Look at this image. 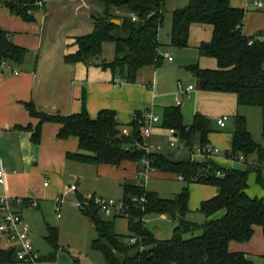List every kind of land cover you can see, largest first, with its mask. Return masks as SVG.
Segmentation results:
<instances>
[{"label":"trees","instance_id":"16d2710c","mask_svg":"<svg viewBox=\"0 0 264 264\" xmlns=\"http://www.w3.org/2000/svg\"><path fill=\"white\" fill-rule=\"evenodd\" d=\"M43 0H0L12 13L26 20L34 18L33 12ZM102 9L93 13V30L76 37L77 50L65 56L69 63L84 62L110 69L116 82L136 83L141 71L163 63L158 33L168 10L166 0H99ZM137 16L132 19V14ZM120 19V24L112 22ZM245 10L234 7L230 0H190L187 5L172 12V30L169 45L179 48L189 46L191 24L208 23L214 27L210 41L197 48L201 56L217 59V67L203 68L198 63L188 64L186 69L195 77L200 90L233 92L239 106H259L263 109L264 136V40L247 36L242 25ZM9 31L0 27V68L3 61L20 64L28 49L14 43ZM115 47L112 60L103 58L104 44ZM30 114L40 119L34 137L39 139L41 124L46 121L61 124L60 138L76 136L79 148L69 151V158L96 164L120 165L134 161L142 168V160L148 157L153 167L162 172L183 175L188 185L175 197H162L158 192L147 190L144 183L134 180L123 182L124 212L119 215L128 219V235L115 230V220L102 217L94 204L81 209L98 232L92 246L102 251L106 264H255L249 254L231 250L232 242L245 243L252 239L256 227L264 235V197L249 194V174L257 172V180L264 186V147L252 136L247 118L235 114L232 146L226 155L238 156L248 163L247 169L227 168L213 158H193L197 148L207 149L209 134L214 131L210 117L197 112L191 124H186L180 105L164 109L162 126L175 129V136L186 150V155L175 157L164 151H147L140 146L144 142L142 127L144 113L138 111L129 124L130 132L124 133L114 110L103 109L92 118L84 109L70 115L48 114L39 110L34 101L26 102ZM257 154V161L249 162L250 154ZM221 170L223 175H217ZM205 183L218 188V194L201 202L198 211L205 215L202 223L187 219L190 197L189 184ZM145 197L146 201L139 199ZM26 203H30L28 199ZM150 214H166L177 220L174 234L160 239L146 225ZM48 225L46 236L52 247L43 260L54 261L59 244L58 226ZM201 231V233H197ZM190 234L189 237H186ZM136 237L134 243L130 238ZM0 238V264L22 263L17 248L2 245Z\"/></svg>","mask_w":264,"mask_h":264},{"label":"crops","instance_id":"0c3cea01","mask_svg":"<svg viewBox=\"0 0 264 264\" xmlns=\"http://www.w3.org/2000/svg\"><path fill=\"white\" fill-rule=\"evenodd\" d=\"M167 2L168 0L165 6L168 12L178 8L169 9ZM230 3L245 10L243 32L247 36L264 40V5L258 6L256 0H230ZM101 9L99 0H43L34 10V18L26 20L0 4V27L9 31L14 43L28 49L22 63L0 68V166L4 167L6 172L5 183H0V195L7 193L22 199L15 207L28 225L26 217L30 216L29 211L32 208L43 209L50 206L56 209V197L64 192L68 184L77 183L78 190L66 196L67 200L60 204V210L68 199L96 195L99 188L95 187L94 181L105 177L119 184L126 180L138 182V178L144 174L141 175V168L134 161L112 165L69 158V151L78 150L79 139L76 136L60 138L58 135L61 124L58 122H43L39 139L35 138L34 130L40 119L30 114L26 102L34 101L39 110L54 115H70L85 109L90 117L95 118L103 109L114 110L126 134L130 132L129 124L138 111L153 112L159 115L160 121L153 126L151 141L156 146L155 151L164 152V139L169 137L168 129L162 126L165 107L181 106L186 97L189 98L187 107L182 110L183 118L188 119L184 121L186 124L193 122L197 112L213 117L216 124L218 118L228 115V122L233 115L241 113L240 110L244 107L238 105L236 93L198 89L195 77L186 69V66L192 63H198L203 68L217 67L216 58L201 56L197 48L202 42L212 39V24H191L187 48L169 45L171 32L167 40H162V24L158 37L163 41L160 50L164 55L163 63L157 67L144 68L136 83L116 82L110 69H103L95 64L66 62L65 56L78 48L76 37L93 30L92 15ZM70 15H74V20L69 25V29L74 30L73 34L59 33V29L63 28L62 24L71 19ZM169 52L174 53V56ZM114 55V44L105 43L102 57L112 60ZM14 69L17 72H14ZM179 80L182 83L185 81L184 88L189 85H194V88L178 93ZM216 107H220V110H214ZM226 126L227 123L224 127ZM232 138L231 130L213 131L209 134L210 144L224 150L223 156L216 155L213 159L227 168L232 164V159L226 155V150L232 146ZM183 155L186 153L179 157ZM193 158L201 160L196 152ZM145 175L147 178L161 175L166 179L178 176L180 181H185L179 175L162 172L154 167L145 172ZM46 182L48 183L45 184ZM189 188V213L198 211L202 201L218 194V188L212 184L193 182L189 184ZM26 199L30 203H26ZM32 201H37L38 205H32ZM160 215L163 218L168 217L166 214ZM84 217L87 218L85 215ZM87 220L89 221L88 218ZM147 227L155 234L152 228ZM33 244L39 251L41 243L36 241ZM234 244L236 243H231L235 250L250 253L247 251L248 242ZM56 259L45 261L48 264H58Z\"/></svg>","mask_w":264,"mask_h":264},{"label":"rangeland","instance_id":"374dc122","mask_svg":"<svg viewBox=\"0 0 264 264\" xmlns=\"http://www.w3.org/2000/svg\"><path fill=\"white\" fill-rule=\"evenodd\" d=\"M188 4V0H168L166 5L168 8H181ZM174 11V10H173ZM172 9L166 13L164 18L161 38L162 40H167L168 34L171 32L172 26ZM65 23L62 24L63 28L59 29V33L65 34L66 32H71L73 34L74 30L69 29V25L74 20V15H70ZM69 22V23H68ZM50 38V37H49ZM163 42V41H162ZM50 42L48 41L47 44ZM51 47V45H49ZM55 48V47H53ZM170 53V52H169ZM167 54V53H165ZM174 56V53H170ZM183 59V58H182ZM177 60V59H176ZM181 58L178 60L180 61ZM194 61V60H193ZM18 66V65H17ZM185 82V81H184ZM183 82V83H184ZM186 84V83H184ZM182 89L179 87L178 93H181ZM189 98L186 97L185 101L181 105L182 110L187 107V101ZM186 104V105H185ZM214 110L219 111L220 107H216ZM183 112V111H182ZM240 112L246 116L247 125L252 133L253 138L264 147V136H263V109L259 106H244ZM235 116L233 115L230 120L227 122V126L222 128L216 124L215 119L212 117L213 129L215 132L222 130H231L235 128ZM188 119L184 117V121ZM190 122V121H189ZM179 147L170 146V138L166 137L165 142V152L166 153H175V157H179L183 153H187L184 150L183 146L176 139ZM155 151V149L153 150ZM218 155L223 156L224 150L218 153ZM257 154L249 155V162L255 160L257 161ZM256 163V162H254ZM248 163L244 159H239L238 156L235 159H232V164L230 168H240L247 169ZM95 169V168H94ZM257 172L252 171L249 174V194L252 196L264 197V186L257 180ZM262 176L264 179V168L262 169ZM93 181V180H92ZM91 181V182H92ZM112 181V179L101 178L98 181H94L97 189L96 195H101L108 198H114L117 203L123 201L124 189L122 183H117ZM147 190L158 192L162 197L172 198L175 197L177 193L181 192L184 187L188 185L187 181H180L178 176L174 178L168 177L167 179L161 175L154 176L152 178H147L145 173L143 177L138 178V183H144ZM92 184V185H93ZM72 198V197H71ZM73 199V198H72ZM68 199V202L61 206L60 211H56L54 207H44L43 209L32 208L29 213L30 216L26 217L27 222L30 226L29 235L31 236L33 242L41 243L39 244V252L43 255H47L48 252L52 250L51 245L49 244L46 236L48 235V223L53 226L59 227V244L60 248L58 250L56 262L58 264H106L105 256L102 251L93 248L92 240L98 236L96 229L90 224V221L84 217L83 212L80 207H76L74 200ZM67 200V198L65 199ZM70 200V202H69ZM60 213V217L58 216ZM102 217L106 219L115 220V230L122 234L128 235L130 233L128 228V219L123 216H116L119 213H116L114 210L112 212L101 211ZM187 219L195 222L202 223L205 221V215L199 211L188 212ZM177 220H174L171 217H162L160 214H150L146 217V224L155 231L156 237L160 239H169L174 234V228L177 225ZM88 225V228H87ZM151 230V229H150ZM254 236L250 241H248L247 249L249 256L255 261V264H264V236L261 233V228L256 227ZM89 232V235H87ZM201 233V231H197ZM190 234H187L186 237H189ZM2 245L9 246L10 244L4 239L1 238ZM238 244V242H235ZM247 243V242H246ZM234 244V245H236ZM36 245V244H35ZM240 245V244H239ZM42 246V247H41ZM231 250H235L232 245H230Z\"/></svg>","mask_w":264,"mask_h":264},{"label":"built area","instance_id":"2783aa9c","mask_svg":"<svg viewBox=\"0 0 264 264\" xmlns=\"http://www.w3.org/2000/svg\"><path fill=\"white\" fill-rule=\"evenodd\" d=\"M256 4L258 6H263V0H256ZM137 16L133 13L132 19L136 20ZM166 55H169L167 53ZM170 59L172 57H169ZM3 67H12L11 64L7 61H3ZM14 72H17L14 69ZM178 87H181L182 91L187 92L190 89L194 88V85H189L184 88L183 83L179 80L177 82ZM180 103V101H179ZM145 116V124L142 127V136L144 138V142L140 144L142 148H144L147 153H150L155 149V144L152 143L151 137L153 135V126L155 123L160 121L159 115L154 114L153 112H144ZM229 119L228 115H223L222 117L217 119V124L220 127H224ZM176 130L171 128L168 129V135L170 137V146L171 147H179L177 144V137L175 136ZM221 151L220 147L210 145L207 149L202 150L200 148L196 149V153L201 157V160H206L208 158H213L218 155ZM233 159L231 157H228ZM243 159V156L240 157ZM152 161L145 157L142 160V168L140 169L141 175L147 172L149 169L153 168ZM217 175H223L221 170L217 171ZM181 179H184L183 175H179ZM6 181V172L4 167L0 166V183L4 184ZM46 182L45 184H47ZM78 190L77 183H71L66 185L64 192L56 197V210L59 211L60 204L64 202L67 195H72ZM141 202H145L146 198L143 196L139 199ZM22 202L21 198L10 196L7 193L0 195V238H4L10 246H14L17 248V257L22 262V264H48L45 260L42 259V255L34 246L29 232V225L24 220L20 211H18L15 207L16 203ZM76 207H80L81 209L85 208L89 204H94L100 208L101 211L104 212H112L114 210L116 213L124 212V202L117 203L114 198H108L101 195H92L85 196L83 198L76 197L74 200ZM32 205H38L37 201H32ZM60 216V213H59ZM136 241V237L130 238V242L134 243Z\"/></svg>","mask_w":264,"mask_h":264},{"label":"water","instance_id":"95a60500","mask_svg":"<svg viewBox=\"0 0 264 264\" xmlns=\"http://www.w3.org/2000/svg\"><path fill=\"white\" fill-rule=\"evenodd\" d=\"M112 22L115 24H120L121 20L116 18V19H113Z\"/></svg>","mask_w":264,"mask_h":264}]
</instances>
